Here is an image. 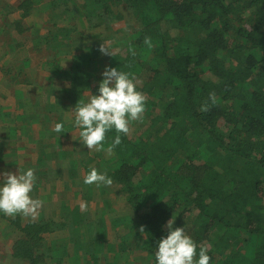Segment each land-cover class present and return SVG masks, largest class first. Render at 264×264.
I'll list each match as a JSON object with an SVG mask.
<instances>
[{
  "label": "trees",
  "instance_id": "1",
  "mask_svg": "<svg viewBox=\"0 0 264 264\" xmlns=\"http://www.w3.org/2000/svg\"><path fill=\"white\" fill-rule=\"evenodd\" d=\"M25 3L7 5L2 15L23 10L21 17L25 18L31 7V3ZM46 8L54 31L39 35V43L29 49L28 59L32 54H45L40 64L51 70L53 79L69 76L76 66L81 71L96 68L101 81L108 68L130 72L136 77L138 90L147 97L143 123L134 122V133L121 135L122 143L112 155L105 158V152L94 151V159L75 160L88 172L90 163L101 168L108 162L106 169L97 170L106 173L113 184L101 186L100 193L105 194L106 187L131 210L127 219L113 221L120 231L114 238L118 247L113 246L114 260L107 264H156L158 242L167 236L166 225L173 217V227L185 228L197 245L205 241L209 244L210 264H264V0H53ZM80 10L91 19L93 29L107 24L111 30V23L123 19L124 12L128 14L126 29L131 32L123 39L126 54L109 56V64L100 70L96 67L100 41L94 45L86 41L79 47L84 49L77 54L80 59L75 67L63 66L62 60L74 55L78 45L74 29L62 30L53 22L67 14L78 15ZM18 20L0 28V45L5 42L8 25H21ZM18 32L21 39L27 36L24 31ZM110 33L109 37L116 34L113 30ZM145 38L151 39V47L144 44ZM27 39L30 44L34 41L32 37ZM19 45L5 44L0 58L6 53L17 57ZM15 65L2 67L10 76L8 87L29 85V75ZM138 68L146 70L142 73L147 76L145 81L139 78ZM53 79L54 87L47 88L35 102L18 100L19 108L31 113L11 120L15 125L22 123L17 129L23 136L28 132L22 130L40 124V136L50 132L56 137L57 149L50 153L39 150L37 161L47 165L50 155H55L58 163L65 159L67 152L58 153L61 140L76 130L71 110L81 99L87 102L82 86L87 82L74 80L70 85ZM12 89L16 98L21 89ZM211 92H215L217 103L208 112H201ZM7 99L13 100L12 93ZM6 105L0 103V107ZM56 123L64 124V132L52 130ZM116 135L114 129L107 133L106 147ZM24 152L16 151L14 158ZM200 157L204 163L192 166L191 161ZM14 161L11 170L25 168ZM107 204L105 200L104 205L94 202L89 218L88 212L75 206L72 216L60 223L46 222L40 216L24 221L21 215L12 218L0 212V237L14 235L12 255H19L20 264H47V260L61 264L63 257L48 249L54 244L46 248L45 236L57 229H75V247H86L85 254L97 264L98 255L104 253V245L100 250L98 245L107 237V218L103 222L100 219L105 217ZM216 227L222 228L221 233L211 234ZM88 231L91 243L86 240ZM133 250L148 259L140 263L126 260ZM80 257L75 253L76 261Z\"/></svg>",
  "mask_w": 264,
  "mask_h": 264
},
{
  "label": "rangeland",
  "instance_id": "2",
  "mask_svg": "<svg viewBox=\"0 0 264 264\" xmlns=\"http://www.w3.org/2000/svg\"><path fill=\"white\" fill-rule=\"evenodd\" d=\"M22 1L23 0H0V28L4 29L3 27H6L7 24H11L14 19H19L17 22L21 23V25H18L16 23V28L13 25H8L4 33V36L6 37V39L4 40L5 42L0 45L1 54L5 51V44H8L9 46L11 45V43H13V45L20 44L19 48H17V50L15 51L16 53H20L17 57L14 56L15 53L11 55L6 53L0 58V85H3L0 88V95L4 94L7 98L12 93L13 98V100H6L5 97L0 96V103H7L4 108L0 107V181H3V173L5 172H12L16 174L19 173V169L11 170L10 168V166L15 163L14 160L20 161L23 165H25V168H23L22 170L26 171L29 168L35 169V174L39 182L38 187L33 190L31 195L33 198H38L44 201L43 208L40 210L38 216L46 220V222L56 220L57 223H60L65 221L67 219V216L69 218L72 216L71 213L73 211L75 212V206L80 207L81 203L87 204V210L81 212H88L86 215L89 218L91 217V215L89 214L91 213L90 211L92 210V205L94 202L104 205V200L106 201V203L109 201L107 207H104L105 217H102L100 219L103 222V220L107 218L106 223L110 228V231L108 233V240L114 241L116 231H120L118 227H116L117 225L113 223V221L122 218L127 219V215L129 217L131 210L126 205L125 201L122 202L117 195H114V193L112 192H107L106 187H104L105 194H101L100 191L103 186L96 187L95 185L89 186L84 184L83 180L84 176L88 173V168H85L80 161L79 164L77 162L75 164V160L94 159V153L90 152V149H88L84 144L80 146L82 142L79 140L78 134L74 137V133H76L77 130L72 131L66 138H63L61 140V149L59 150L58 154H61L62 151L67 152L66 157L65 159H63L62 163H58L56 161V159L58 158L54 157L55 155H50V162H48L47 165V162L41 164L39 163V161H37L40 156L39 150L45 149L48 153H50L55 148L57 149L56 137L50 136V132H44L40 136L42 131L40 124L33 125L31 129H29V127L26 130H22L23 132H28L27 136H23L25 134L21 135V133L19 132L20 130L17 129L22 123L18 124L16 122L15 125V123L13 124V122H11L12 119H17L19 117L21 118L23 114L27 115L31 113L25 108L20 109L18 100L20 101V103H22L23 101L24 103H33L35 102V98L37 99L43 97L42 93H44L47 88L51 89V87H54L52 83L53 76H51V70H47L43 67L42 63L40 64V59L44 58L45 54H32L33 56L31 55V59H28V57L30 56L28 53L30 51L29 49H31L33 44L39 43V35H42L43 37L44 35L49 34L50 30L54 31L51 26L52 24H49L50 22H52L48 19L50 11L48 8H46L47 5H49L48 3H51L53 0H29V2L31 3V7L28 13L25 14V18L21 17L23 10L11 13V15L8 12L2 15V12L5 11V7H7V5L18 7L20 5V2ZM26 5L28 6L29 4ZM83 13L84 11L80 10L78 15L74 16L72 13L67 14L65 15V17L61 18V20L59 19L58 21L53 22L57 23L59 28H62V30H70V28L74 29L75 45H78V48H75V51L73 53L74 55L68 56L67 58L62 60L61 64L63 66L70 67L74 64L75 67V63L77 64L80 59L79 55L77 54L82 52V50L84 49H80L79 47L85 46L86 41L90 45H94L97 44L96 41L99 40V47L105 42L111 50L112 55L117 52H120L123 55L124 53L126 54V43L123 39L131 32L129 28L126 29V26L129 23L128 14L124 12L123 19L110 24L111 30H113V32L116 34L115 36L109 37L111 35V30L109 29L107 24H102L101 27L93 29L91 27V19L89 21L88 18H85L86 16ZM123 30L124 32H121ZM18 31H24L26 33L25 35L27 36L22 38L23 41ZM16 34H18L19 36ZM28 37L29 39L31 37L32 39H34L31 44L27 39ZM109 56L111 55H105L100 51L99 58H96V60H99L96 61V67L101 70L104 66H107L109 64ZM13 63L16 64L14 67L25 71V74H27V76L29 75L28 79L31 82L29 83V85L28 83H26V86H24L25 83L11 85L14 90L16 88L21 89L20 93L16 95V98H14L13 96L12 87L9 88V83L6 82L9 80L10 76L2 71V67L6 68L7 66H13ZM76 68L77 70L75 69V71L72 72V74H70L69 76L66 75L62 78H55L53 79V81L55 80L58 83L59 81H62V83H68L70 85L74 84V80L78 83L81 80L87 82V85H82L85 89L83 96L86 98V101H88L89 96L85 95V93L91 92L93 95H99V85L102 82L101 72H97L96 68L94 71L89 70V68H85V71H81V67L78 68V66H76ZM138 70L140 71L139 74L141 73L139 78L142 81H145L147 79V76L142 75V73L146 70L142 71V69L140 68H138ZM40 87H42V89L39 90ZM44 107L45 106L43 104V109ZM36 111L38 110L36 109ZM5 113L8 114L6 115ZM133 133L134 132L132 131V134ZM78 141L80 142L78 143ZM12 148H14L16 151H25L26 153H20V157L16 159L14 158V156L17 153L16 151H12ZM178 154H181V152H179ZM103 156L107 158L106 153H104ZM174 159H177V157L175 156ZM203 163L204 160L202 157L195 158L191 161L192 166L202 165ZM107 165L108 162H105L104 165L102 164V167L100 168V166L96 165L95 162H92L90 163L89 167H95L96 169L103 171L104 169H106L104 167H106ZM49 168H51V170ZM89 190L90 192L85 194V192ZM29 218L32 219L31 217H25L24 221ZM221 231L222 228L216 227V229H214L211 234H218L221 233ZM90 232L91 231H88V234L86 235V240L88 241V243H91L89 242ZM93 234L94 232L92 233V235ZM13 236L14 235L10 233L9 237H0V264H20L19 261H21V259L18 260L19 255H12L15 251L13 245L15 243V239L13 238ZM45 238L47 239L46 248L51 246V244H54L53 247H50L48 249L52 251L56 250L60 256H64L62 259L63 262L61 264H76L77 261L74 257V254L78 253V255L82 257L88 251L86 247L79 249L75 247V229H57L56 233L54 234H51V232L49 234L47 233ZM133 248L134 246L131 247V249ZM108 251H106L107 254ZM111 251L113 252V250L110 249L109 254L111 255H108V257H112ZM83 258V260L87 264L89 261L87 262L85 257ZM125 259L136 260L138 263H140L141 261H143V259L148 258L144 253H138V251L133 250L132 253ZM100 262L102 263L103 261ZM47 264L55 263L52 260H47ZM90 264H93V261H91Z\"/></svg>",
  "mask_w": 264,
  "mask_h": 264
},
{
  "label": "clouds",
  "instance_id": "3",
  "mask_svg": "<svg viewBox=\"0 0 264 264\" xmlns=\"http://www.w3.org/2000/svg\"><path fill=\"white\" fill-rule=\"evenodd\" d=\"M144 44L151 47V39L145 38ZM100 51L105 55H112L105 42L101 44ZM103 77L99 85V95L85 93L89 96L88 101L81 99L75 109L71 110V118L73 127L77 130L74 137L78 134L79 140L90 152L101 151L110 156L122 143L121 135H130L134 122L143 123L147 97L138 90L136 77L130 72L108 68L105 69ZM216 103V94L211 92L199 110L208 112ZM113 129L117 135L106 147L107 133ZM52 130L62 133L64 124L56 123ZM35 171L33 168L26 171L19 168L18 174L3 173V183L0 184V212L12 218L21 215L35 220L38 217L44 201L31 195L37 180ZM83 182L96 187L113 184V180L106 173L99 172L95 167L84 176ZM80 208L81 211H86L87 204L81 203ZM174 224V217L167 222L168 234L158 242L156 264H210L209 244L205 241L197 245L185 228L173 227ZM139 231L143 234L144 226Z\"/></svg>",
  "mask_w": 264,
  "mask_h": 264
},
{
  "label": "crops",
  "instance_id": "4",
  "mask_svg": "<svg viewBox=\"0 0 264 264\" xmlns=\"http://www.w3.org/2000/svg\"><path fill=\"white\" fill-rule=\"evenodd\" d=\"M27 1L29 2V0H23L22 2H20V5L23 3V2H26L25 4H29V3H27ZM49 4V3H48ZM19 5V6H20ZM29 6H31V4L29 5ZM48 6V5H47ZM105 228H106V230H107V237H105V241H103L104 242V244H100V245H98V250H100V247L102 246V245H104V253H102V254H99L98 255V257H97V260H95V261H97V264H107V263H109V262H111L112 260H114V251H116V247H118V245L117 244H115L114 243V241H110V240H108V238H109V236H108V233H109V231H110V228H109V226L106 224L105 226H104ZM119 244V243H118ZM115 245H117L116 247H113V246H115ZM107 248H106V247ZM108 248H109V251H110V249H112L113 250V252H112V257H108V255H111V254H109V251H108ZM91 250H93V248H91ZM106 251H108V254H107V252ZM58 253V252H57ZM139 253V252H138ZM59 254V253H58ZM78 254V253H77ZM119 254V253H118ZM125 254H127V253H125ZM75 255V254H74ZM73 255V256H74ZM135 256V255H134ZM59 257H61L60 255H59ZM62 257H64V256H62ZM75 257V256H74ZM83 257H85V259H86V261L88 262L87 264H90L91 263V261H93L94 260V258L93 257H91V255H89V254H84L82 257H80V259L81 260H79V262L77 261L76 262V264H86V262L83 260L84 258ZM12 258V257H11ZM124 258H125V255H124ZM100 261H103L102 263L100 262ZM93 264H96V263H94L93 262Z\"/></svg>",
  "mask_w": 264,
  "mask_h": 264
}]
</instances>
